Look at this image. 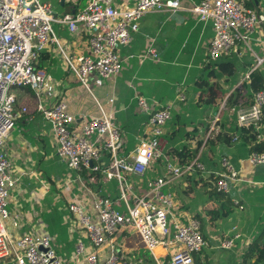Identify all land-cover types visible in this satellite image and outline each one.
Segmentation results:
<instances>
[{
  "label": "crops",
  "instance_id": "1",
  "mask_svg": "<svg viewBox=\"0 0 264 264\" xmlns=\"http://www.w3.org/2000/svg\"><path fill=\"white\" fill-rule=\"evenodd\" d=\"M180 1L184 6L182 9L168 8L147 13L141 21L140 30L120 49L123 59L120 74L104 79L92 73L88 90L71 72L64 58V53L72 59L86 53L87 36L82 29L74 32L68 24L60 21L65 13H69L66 12L68 3L79 6V0H65V5L61 4V0H53L56 18L53 28L58 42L53 41L41 53L37 67L53 77L55 91L47 94L43 102L53 105L66 100L77 119L75 127L80 129L84 116L100 114L95 97L105 103L110 96H114L113 105H106V109L115 111V120L124 140L122 154L134 151L143 138L153 135L150 115L139 109L137 95H143L151 102L156 100L167 103L176 100L179 86L183 84L187 100L177 102L175 110L180 111L183 106H189V97L198 99L202 89L197 88V83L211 61H215L210 58L208 51L215 36L213 23L211 20H200L198 14L191 11L200 0ZM243 1L264 14V0ZM135 2L121 0L118 5L130 8ZM153 39L160 52L159 58H144ZM230 56L235 57L238 63L239 80L236 86L249 79L255 70L264 75V22L257 25L250 42L247 44L239 41L237 51ZM223 85L228 87L225 83ZM13 92L17 96V108L27 107L28 113H23L17 120L3 147L12 163V175L16 179L14 187L10 189L9 210L13 215L18 214L20 221L17 228L8 223L11 237L16 239L25 233H48L64 264H83L73 260L76 242L83 233L78 231L75 217L69 210L70 200L79 196L90 208L92 193L119 199L120 182L116 178H107L102 171H99L102 172L99 178L96 173L90 174L87 171L78 177L75 170L69 169L57 155L55 131L51 122L39 113L37 108L40 101L34 91L26 86H16ZM222 106L231 110L228 112L234 111L233 119H229L226 111L220 110L216 114L222 113L221 120H213L206 135L201 127L194 129L196 138L192 141V147L201 151V161L208 172L197 169L168 185L175 194L173 213L181 222L191 216L201 222V232L208 244L195 255L197 264H255L258 253L264 247V166L250 167L246 161L248 148L235 139L242 128L237 122L236 111L239 106L229 108L225 103ZM211 108L215 110L214 106ZM29 114H33L34 118H30ZM257 131L263 134L257 140H264V125ZM219 132L233 136L234 139L230 144H223L217 139L216 145L207 146V139L215 138ZM162 138L164 155L166 140ZM200 139H204V142L198 148L196 144ZM223 155L231 159L241 176V180L232 185L230 193L225 195L213 191ZM104 159L108 162L107 155ZM167 160L177 162L170 158ZM166 161L152 174H149V169L144 175L123 171L130 186L131 204L136 196L145 193L149 178L164 174ZM235 199L242 204L240 207L234 204ZM232 230H237L240 237L235 240L233 247H221L222 240L233 235ZM85 241L90 244L87 239ZM116 242L121 252L133 259L142 257L145 264L152 262L148 260L149 255L156 264L157 259L163 264H170V258L162 247L157 248L163 251L162 255L158 254L157 249L153 255L132 227L121 229L117 233ZM13 259L9 257L3 259V262L16 264Z\"/></svg>",
  "mask_w": 264,
  "mask_h": 264
},
{
  "label": "built area",
  "instance_id": "2",
  "mask_svg": "<svg viewBox=\"0 0 264 264\" xmlns=\"http://www.w3.org/2000/svg\"><path fill=\"white\" fill-rule=\"evenodd\" d=\"M121 0H89L86 7L77 13H65L60 21L72 31L82 29L87 36V52L72 59L64 53L69 69L90 90L92 73L104 79L120 74L123 59L120 49L127 45L134 33L140 30L144 16L160 9H182L180 0H136L130 8L120 7ZM203 21L211 20L215 36L208 51L210 58L219 59L235 53L238 42L249 43L257 25L264 22V14L248 6L243 0H200L191 8ZM56 20L53 0H0V261L9 257L16 264H64L53 246L50 234L25 233L16 239L11 237L8 223L20 226L19 215L9 210L10 189L16 179L12 175V163L3 147L7 136L27 107L17 108L15 86L31 88L38 101L39 113L51 122L57 141V155L69 169L81 173L102 171L109 179L116 178L121 185L119 199L92 193L91 207L79 196L70 200L69 210L83 236L75 245L73 260L83 264H145L142 257L131 258L117 248V233L132 227L139 234L145 248L155 255L162 247L170 258V264H197L195 254L200 253L208 242L201 232V222L191 216L185 222L175 217V194L168 188L175 180L197 169L208 172L201 161V151L189 164L182 166L167 160L164 174L149 178L147 190L129 202L130 186L123 171L144 175L150 164L163 156V127L172 120L177 102H185L184 85L179 86L176 100L161 103L149 101L137 95L139 109L150 115L152 136L143 138L134 151L127 155L121 152L124 146L122 131L115 120V111L106 109L113 105L114 96L105 103L96 99L99 115L83 117L81 128L75 127L77 119L66 100L46 105L43 98L55 91L54 79L37 67L41 53L55 37L53 22ZM155 39L148 45L143 57L159 58ZM239 127L264 125V90L255 92L252 104L237 108ZM34 118L33 114H29ZM217 120V118H216ZM213 129V127H212ZM263 134L257 132V138ZM238 139V136L235 137ZM111 157L110 164L104 156ZM250 167L264 166V152L253 151L246 159ZM221 170L216 172L214 186L225 194L241 180L240 170L227 155L220 160ZM74 180V178H73ZM126 206L125 210L120 205ZM234 204L241 206L238 199ZM222 240L221 247H233L240 237L237 230ZM87 239L90 244L85 241ZM158 264L163 262L157 259Z\"/></svg>",
  "mask_w": 264,
  "mask_h": 264
},
{
  "label": "trees",
  "instance_id": "3",
  "mask_svg": "<svg viewBox=\"0 0 264 264\" xmlns=\"http://www.w3.org/2000/svg\"><path fill=\"white\" fill-rule=\"evenodd\" d=\"M87 2L88 0H79V6L68 3V10L66 12L75 11V13H77L86 7ZM237 67L238 63L235 57L230 55L211 61L204 75H201L197 83V88L202 89L198 99L195 100L194 96L189 97V106H183L180 111L175 110L172 121L165 125V131L162 133V137L166 140L165 153L162 158L151 164L148 168L149 174H152L155 169L160 167L166 161V158L177 161V163L182 166L193 161L197 155V150L192 147V141L196 138L194 129L201 127L204 135L209 132L212 123L208 120V115H206V110L209 107L214 106L215 113H218L219 108L217 103L223 100H226V105L229 108H234L235 106H249L252 104L253 94L259 90H264V75L259 70L252 72L249 79H246L240 85L236 86L238 83V79H236ZM223 83L227 84L228 87H224ZM189 127H192V129L190 130ZM238 132V140L248 148V156L253 151L264 152V140H257L256 134L258 131L255 124L250 125L248 128H241ZM217 139L222 141L223 144L226 142L230 144L234 137L226 136L219 132L215 138L209 137L206 143L211 147V145H216ZM110 162L111 157L108 158L105 167H107ZM101 173L102 172L96 173V176L99 178ZM213 191L217 192V194L220 193L225 195V193L217 191L215 186ZM134 203L135 201L132 202V204ZM120 209L125 210L126 206L121 204ZM148 258H150L148 260L152 261L151 264H156L150 255ZM0 264L13 263H4L3 260H1ZM255 264H264V247L258 253Z\"/></svg>",
  "mask_w": 264,
  "mask_h": 264
},
{
  "label": "rangeland",
  "instance_id": "4",
  "mask_svg": "<svg viewBox=\"0 0 264 264\" xmlns=\"http://www.w3.org/2000/svg\"><path fill=\"white\" fill-rule=\"evenodd\" d=\"M72 72V71H71ZM73 73V72H72ZM236 79H238L239 80V77H238V74H237V76H236ZM223 103H225V105H226V100H223V101H219L218 103H217V105H218V108H219V110H218V112H220V110H223L224 112L226 111L227 112V115H228V117H229V119L231 120V119H233V117H234V111H232V112H228V111H231V110H227V109H224L223 108V106H222V104ZM222 106V107H221ZM233 110V109H232ZM207 115H208V120H210V122H213V120H216V118H217V120L219 119V121L221 120V117H222V113L221 114H216L215 113V111H213L212 110V108L211 107H209L208 108V110H207V113H206ZM228 119V120H229ZM204 138V137H203ZM204 142V139H200L199 140V142L196 144L197 145V147L199 148L201 145H202V143ZM208 146V145H207ZM206 146V147H207ZM197 148V149H198ZM157 252H158V254L159 255H162L163 254V251L159 248V249H157Z\"/></svg>",
  "mask_w": 264,
  "mask_h": 264
},
{
  "label": "water",
  "instance_id": "5",
  "mask_svg": "<svg viewBox=\"0 0 264 264\" xmlns=\"http://www.w3.org/2000/svg\"><path fill=\"white\" fill-rule=\"evenodd\" d=\"M256 2H257V0H256ZM61 4L65 5V0H61Z\"/></svg>",
  "mask_w": 264,
  "mask_h": 264
}]
</instances>
